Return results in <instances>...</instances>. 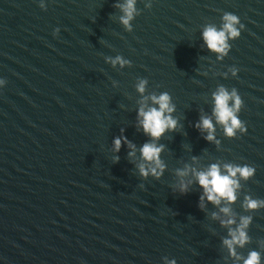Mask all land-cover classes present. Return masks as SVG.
Here are the masks:
<instances>
[{
  "label": "water",
  "instance_id": "95a60500",
  "mask_svg": "<svg viewBox=\"0 0 264 264\" xmlns=\"http://www.w3.org/2000/svg\"><path fill=\"white\" fill-rule=\"evenodd\" d=\"M125 2L0 0V264H243L223 243L222 207L231 228L253 217L237 253L264 255V208H244L246 196L264 199V0H138L132 31ZM226 12L246 28L219 59L202 32L220 29ZM117 57L130 65L113 67ZM220 87L243 98L246 135L229 139L216 123ZM165 92L181 127L153 141L138 111ZM202 117L219 144L195 127ZM117 137L134 156L129 144L115 151ZM150 142L165 146L160 178L140 174ZM245 163L257 174L240 181L237 201L201 208L194 171Z\"/></svg>",
  "mask_w": 264,
  "mask_h": 264
},
{
  "label": "clouds",
  "instance_id": "9594fccd",
  "mask_svg": "<svg viewBox=\"0 0 264 264\" xmlns=\"http://www.w3.org/2000/svg\"><path fill=\"white\" fill-rule=\"evenodd\" d=\"M138 0H126L124 4L117 5L124 13L121 17V22L129 30H133L132 21L137 12L136 4ZM41 9H47V4L41 2L39 4ZM151 7V4L149 5ZM223 25L220 29L215 26H207L203 32L202 37L204 43L207 45L209 51L217 54L219 59L227 56L231 52V44L229 41H234L241 38L246 26L242 23L240 17L234 13L226 12L223 17ZM60 31L55 29V33ZM113 67L119 66L121 68L130 65V61L123 57H117L110 60ZM233 76L239 75V69L232 70ZM7 81L0 78V88H4ZM147 85V80H141L137 85L139 92L144 93ZM215 107L213 114L216 123L224 128L225 135L229 139H235L238 135H246L248 132L247 124L240 119L239 113L244 107L243 98L240 96L237 89L229 92L226 88L220 87L217 92L213 94ZM152 102L159 107H141L138 111L139 125L143 128L145 135L152 138L153 141H159L169 132H174L178 127H181L179 121L174 118L175 105L172 103L171 95L167 92L159 96L153 95ZM197 129L206 133L204 138L209 142L219 144L215 135L216 127L210 117H202L195 125ZM115 151L119 153L123 144H129L133 149L129 153L130 156L135 155V145H132L127 137H117L114 139ZM165 146L155 142L145 143L140 148V153L144 161L148 162L151 167H146L144 164L140 165V174L147 178L149 174L160 178L166 170V165L162 162L161 154ZM115 162L119 161V156L115 158ZM185 174V173H181ZM257 174L256 167L250 164H224L222 167L219 164H211L204 171L195 170L194 175L201 188L203 194L200 197L201 208L204 207L205 199L217 206L222 202L228 204L235 203L238 199L237 192L241 188V180H251ZM181 193L188 192V185L182 184L180 187ZM244 208L246 211H259L264 208V199H255L251 196H246L244 201ZM228 218L221 221V223L229 227L230 239L223 241L228 248L232 257L237 260H242L243 264H264V255L258 251H251L246 257L240 256L236 248L245 247L250 242L248 229L251 226L253 217L241 216L240 223L236 228H231V225L236 224V220L232 216V210L229 207H222L220 209ZM215 218V214H214ZM163 264H178L175 258L163 257Z\"/></svg>",
  "mask_w": 264,
  "mask_h": 264
}]
</instances>
